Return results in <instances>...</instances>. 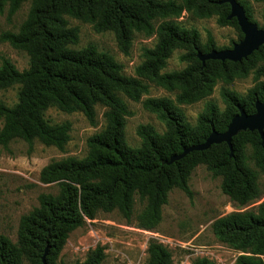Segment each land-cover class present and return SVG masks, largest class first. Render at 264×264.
<instances>
[{"label": "trees", "instance_id": "trees-1", "mask_svg": "<svg viewBox=\"0 0 264 264\" xmlns=\"http://www.w3.org/2000/svg\"><path fill=\"white\" fill-rule=\"evenodd\" d=\"M222 0H0V14L7 7L14 15L23 3L30 8L16 33L6 32L0 41L29 58L27 69L19 71L9 60L0 64V91L17 88V101L12 106L0 102V146L7 148L15 140L32 148L35 142L63 151L70 140L71 125L50 122L45 113L56 108L65 114L82 113L95 124L96 108L104 109L105 127L87 139V154L82 159L67 157L52 161L40 172L44 185L57 184L56 195L41 194L38 207L20 220L18 238L12 243L0 236V264H42L46 245L47 264H58L57 258L69 234L93 220L98 212L118 210L130 220L135 197L144 203L138 216V227L151 231L161 221L162 207L175 188L191 196L189 180L194 169L206 166L214 177H221V190L238 207L262 198L253 164L264 174V143L259 134L241 132L231 140L233 155L225 143L212 145L206 151L191 152L168 165L172 156L183 149L202 144L212 131L224 133L231 119L243 109L255 113L257 101L264 100V82L244 97L226 88L220 95L225 109L206 102L194 125L190 124L180 105H189L209 96L217 81L230 83L251 69L255 78H264V46L241 62L206 61L197 53L207 54L217 48L211 36L202 44L195 29L180 26L175 19L183 12L199 18L216 15L219 26H232L242 34L235 19H229L230 7ZM253 21L250 7L236 0ZM264 2V0H255ZM67 18L90 24L97 33L112 32L120 50L127 54L133 35H156L152 49H144L143 62L135 70L136 77L123 74V67L106 52L93 45L73 49L78 30L69 27ZM161 20L157 27L156 21ZM261 28H264L262 25ZM185 51L180 60L181 71L162 73L172 51ZM259 62H262L258 65ZM149 83L168 91L179 90L175 100L146 98L142 107L164 125L158 133L150 125H140L136 133L138 148L127 145L124 129L131 116L123 96L139 102L149 92ZM250 154L246 153L247 147ZM214 236L221 243L238 250L237 264H264V200L256 211L234 212L212 224ZM245 254H248L247 256ZM146 264H171V253L162 244L151 241ZM104 250L98 246L82 263L102 264ZM62 264V263H60ZM192 264H213L205 258Z\"/></svg>", "mask_w": 264, "mask_h": 264}, {"label": "rangeland", "instance_id": "rangeland-1", "mask_svg": "<svg viewBox=\"0 0 264 264\" xmlns=\"http://www.w3.org/2000/svg\"><path fill=\"white\" fill-rule=\"evenodd\" d=\"M244 1L250 7L256 24L264 25V2ZM29 8V2L23 3L14 15L9 16L6 7L0 14V37L6 32L16 33L27 18ZM217 18L216 15L199 18L192 13L183 12L175 21L186 29H195L202 44L206 43L210 35L217 48L231 47L232 43L238 41L239 32L232 26H219ZM67 21L69 27L78 30V42L73 49L95 46L98 51L111 55L123 67V74L128 77H136L135 70L143 62V50L152 49L156 44L155 34L148 37L135 33L127 54H124L112 32L97 33L90 24L73 18H67ZM160 22L161 20L156 21L155 26L157 27ZM184 53L182 49L172 51L166 61V67L161 72L183 70L186 63L180 60V56ZM3 58L9 60L19 71L29 66V58L25 52L0 41V64ZM255 70H249L246 75L236 77L230 83L219 80L209 96L189 105H180L187 121L194 125L208 101L223 111L226 106L220 95L221 88L231 90L240 97L246 96L258 83L264 82L263 77L256 80ZM16 93V87L0 91V102L12 106L17 101ZM179 93V90L168 91L149 83L148 94L143 95L139 102H133L123 96L131 112V116L126 117L124 129L128 146L140 147L141 140L136 133L140 125H150L158 133L165 130L156 116L142 107L141 101L146 98L163 97L175 100ZM103 112V108L99 106L96 108L95 124L91 125L82 113L65 114L56 108L48 109L45 117L50 122L56 124L67 122L71 125L70 140L63 151L55 147H46L39 142H35L32 148H29L20 140L12 141L7 148L0 146V236L16 243L20 220L38 207L39 196L58 193L57 184L44 185L40 182L42 168L52 161L67 157L84 158L87 154V139L105 127ZM1 127L0 121V129ZM250 152L251 148L248 146L246 153ZM249 166L257 173V183L262 193L260 200L238 207L222 193L221 177H214L206 166L199 165L189 180L191 196H187L178 188L170 191L167 203L161 210V221L155 229L146 231L138 227L137 218L145 204L135 197L130 220H126L118 210L109 213L98 212L93 220H87L82 228L71 232L57 258V263H82L90 251L100 246L105 254L102 264H146L148 244L155 241L169 250L171 264H192L201 258L213 264H237L244 253L217 240L212 231V224L218 218L234 212L256 211L257 206L264 200V174L252 163ZM262 259L264 260V257ZM23 264L28 262L24 260Z\"/></svg>", "mask_w": 264, "mask_h": 264}, {"label": "water", "instance_id": "water-1", "mask_svg": "<svg viewBox=\"0 0 264 264\" xmlns=\"http://www.w3.org/2000/svg\"><path fill=\"white\" fill-rule=\"evenodd\" d=\"M221 3H225L230 6V14L228 18L236 19L240 32L243 34V38L238 43H235L231 49L220 51L213 50L207 54H202L200 52L197 53V58L202 64L209 60L220 62L229 61L233 63L241 62L242 60H245L251 56L261 46H264V29H259L256 24L250 23L244 13L243 8L235 0H222ZM254 131L259 134L263 144L264 100L262 102H256L255 113L252 115H247L243 109H239V113L231 119L224 133L212 131L204 143L183 149L180 155L172 156L167 164H173L174 162L183 159L191 152L206 151L212 145H218L222 143H225L228 146L230 156H232V138L241 132ZM48 252L49 246L46 245L41 258L42 264H47L46 257Z\"/></svg>", "mask_w": 264, "mask_h": 264}, {"label": "flooded vegetation", "instance_id": "flooded-vegetation-1", "mask_svg": "<svg viewBox=\"0 0 264 264\" xmlns=\"http://www.w3.org/2000/svg\"><path fill=\"white\" fill-rule=\"evenodd\" d=\"M236 1V0H235ZM255 1V0H254ZM237 2V1H236ZM255 2H257V1H255ZM238 3V2H237ZM225 4V3H224ZM239 4V3H238ZM240 5V4H239ZM241 6V5H240ZM230 7V6H229ZM242 7V6H241ZM243 8V7H242ZM245 13V12H244ZM229 14H230V12H229ZM234 19V18H233ZM236 20V19H235ZM249 21V20H248ZM254 21V20H253ZM237 22V21H236ZM250 22V21H249ZM250 23H253V24H256V22L254 21V22H250ZM257 25V24H256ZM238 26V25H237ZM257 27L259 28V29H264V28H261L262 26H258L257 25ZM239 28V27H238ZM240 30V29H239ZM242 34V33H241ZM242 38H243V34H242ZM241 40V39H240ZM240 40H238L237 42H234V43H232V45H231V47H228L229 49H231L232 48V46L235 44V43H238ZM226 50V49H225Z\"/></svg>", "mask_w": 264, "mask_h": 264}]
</instances>
